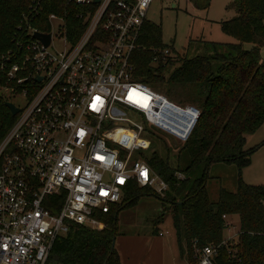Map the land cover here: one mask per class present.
I'll return each instance as SVG.
<instances>
[{"label": "built area", "instance_id": "obj_1", "mask_svg": "<svg viewBox=\"0 0 264 264\" xmlns=\"http://www.w3.org/2000/svg\"><path fill=\"white\" fill-rule=\"evenodd\" d=\"M71 1L72 29L65 16L49 13L48 30L27 27V38L17 42L18 62L0 59L3 89L25 99L0 140V264H62L49 261L54 240L72 224L101 228L96 214L119 203L131 181L162 194L166 183L132 157L136 137L148 124L183 142L200 114L133 79L130 58L152 0ZM36 32L48 34L49 43ZM171 49H153L152 63ZM115 127L130 132L124 149L106 141L104 133ZM216 254L204 246L193 264H215Z\"/></svg>", "mask_w": 264, "mask_h": 264}, {"label": "trees", "instance_id": "obj_2", "mask_svg": "<svg viewBox=\"0 0 264 264\" xmlns=\"http://www.w3.org/2000/svg\"><path fill=\"white\" fill-rule=\"evenodd\" d=\"M191 1L198 10L207 9L210 2ZM38 3L42 10L39 8L40 13L32 17V8ZM233 7L235 15L219 22L221 31L233 42L200 40L207 46L204 53L187 56L171 49L169 56L156 64L152 63L153 49L167 45L161 42L158 25L144 23L140 47L130 58L133 79L174 102L196 106L200 112L197 122L180 144L173 138L169 147L161 138L164 155L156 151L143 155L167 185L162 194L131 181L119 203L106 213L96 214L103 223L101 228L72 224L66 235L54 240L49 261L122 264L116 250L110 248L115 237L114 211L151 191L163 201L159 216L166 212L172 215L178 251L187 264H193L197 250L207 245L217 248L215 264H264V185L239 178L236 191L220 188L216 201L210 199L206 188L210 163H235L239 169L249 163V154L257 147H245L246 135L264 121V58L260 53L264 45V0H235ZM76 10L71 0H0V59L8 55L18 62L17 42L27 38V27L48 30L49 13L65 16L72 29L75 19L71 13ZM165 68L167 76L163 74ZM4 84L0 77V86ZM5 101L0 95V140L15 118ZM150 134L160 139L157 132ZM104 136L112 146V137L106 132ZM172 149L174 164L170 161ZM227 215H237L239 221L237 239L228 243L223 237Z\"/></svg>", "mask_w": 264, "mask_h": 264}, {"label": "rangeland", "instance_id": "obj_3", "mask_svg": "<svg viewBox=\"0 0 264 264\" xmlns=\"http://www.w3.org/2000/svg\"><path fill=\"white\" fill-rule=\"evenodd\" d=\"M234 1L210 0L207 9L198 10L192 9L185 0H152L147 20L160 27L162 44L172 47L181 55L193 56L205 52L207 46L200 40L216 43L234 41L231 36L221 31L219 24L220 21L235 15ZM57 23V20H53L55 27ZM53 45L57 49H62L63 46L62 41L56 38L53 39ZM260 53L264 58V45ZM163 74L167 76L166 68ZM0 95L19 107L25 103L20 92L5 90L2 85ZM126 116L133 120L130 113ZM134 120L138 121V117ZM151 132H157L160 139L154 138ZM106 133L118 138L119 141L112 142L115 148L124 149L129 145L127 140L129 137L125 135L128 136L130 132L125 127H115ZM161 138L170 147L172 137L145 124V130L136 137L132 157L143 158V155L152 151L164 155L166 148ZM246 140L247 149L257 147L249 154L247 165L239 169L235 163L219 161L208 166L206 188L212 201L217 200L220 188L236 191L239 178L245 183L264 185V121L254 132L246 135ZM180 142L175 141L177 144ZM174 155L175 149H172L170 153L172 164L175 162ZM162 205L161 198L149 191L138 195L132 203L124 206L120 204L114 211V249L124 264H185L178 251L171 213L166 212L159 216ZM236 218L238 221L237 216ZM229 220L230 218L226 217L227 223ZM232 225L231 223L229 229L226 228L223 233L227 243L237 239L238 225L235 227Z\"/></svg>", "mask_w": 264, "mask_h": 264}, {"label": "water", "instance_id": "obj_4", "mask_svg": "<svg viewBox=\"0 0 264 264\" xmlns=\"http://www.w3.org/2000/svg\"><path fill=\"white\" fill-rule=\"evenodd\" d=\"M94 2H97V0H94ZM34 36L37 37V38H40L45 45H47L49 43L50 36L48 34H39V33L36 32V33H34ZM37 80H39V79H37ZM5 105L8 108L9 113H10L11 116H14L19 110L18 107H16L11 101H5ZM117 125L126 126L125 123L124 124L123 123H118ZM114 242H115V237H113L112 241H111V246H110L111 250L114 248Z\"/></svg>", "mask_w": 264, "mask_h": 264}, {"label": "crops", "instance_id": "obj_5", "mask_svg": "<svg viewBox=\"0 0 264 264\" xmlns=\"http://www.w3.org/2000/svg\"><path fill=\"white\" fill-rule=\"evenodd\" d=\"M186 3H189V6H191L192 9H197L194 5H193V2L191 0H185ZM175 4L172 5V7H174ZM149 11V9H148ZM148 21V20H147ZM237 215H227L226 217L230 218V220L228 221V226L227 228L229 229V226H231V223L233 224L232 227H235V225L237 226L239 224V221H237V218H236ZM225 217V219H226ZM238 217V216H237ZM232 219V220H231ZM235 220V221H234ZM158 235L161 236V233H159ZM183 259V258H182ZM184 260V259H183ZM122 264H124V262L120 261ZM184 263L186 264L185 260H184Z\"/></svg>", "mask_w": 264, "mask_h": 264}, {"label": "snow or ice", "instance_id": "obj_6", "mask_svg": "<svg viewBox=\"0 0 264 264\" xmlns=\"http://www.w3.org/2000/svg\"><path fill=\"white\" fill-rule=\"evenodd\" d=\"M99 99H100L99 97L96 98L97 101H99ZM143 99H144V101H145L144 106L146 107V106H147V103H146V102H147V100L149 99V97L144 96ZM142 175L145 176V178H147V171L145 170V172H143ZM120 182L123 183V180H121Z\"/></svg>", "mask_w": 264, "mask_h": 264}]
</instances>
